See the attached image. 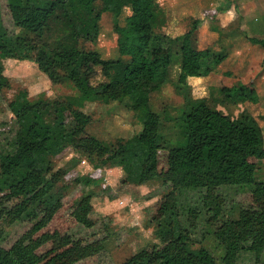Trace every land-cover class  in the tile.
Here are the masks:
<instances>
[{
	"label": "trees",
	"instance_id": "1",
	"mask_svg": "<svg viewBox=\"0 0 264 264\" xmlns=\"http://www.w3.org/2000/svg\"><path fill=\"white\" fill-rule=\"evenodd\" d=\"M152 1L23 0L8 4L12 30L0 35L1 49L33 58L52 85L68 84L81 101L106 105L125 101L142 124L138 143L143 149L131 152L127 179L137 186L158 179L164 188L172 189L165 196L160 210L163 221L154 233L162 244L153 251L141 249L121 264L258 263L264 254V207L251 208L239 204L237 198L253 194L262 182L260 170L246 159L261 156V132L250 114L241 112L231 118L216 108L240 104L239 83L232 88H211L221 94V101L191 96L187 78L216 72L223 59L210 49L198 50L199 20L182 35L180 63L176 78L171 77L173 41L151 21L156 8ZM126 6L133 12L122 29L118 18ZM104 13L111 15L113 31L123 32L127 44L136 47L135 59H102L87 47L96 43V22ZM249 40L264 47V42ZM96 68L103 81L92 84ZM6 85V78L0 76V90ZM167 86L182 104L154 110L152 96ZM8 108L18 134L5 135L0 145V264H38L36 250L54 237L38 232L62 206L57 189L49 183L51 159L87 138L93 144L80 149L100 166L126 161L129 151L123 139L109 148L88 137L90 116L66 101L22 100L10 102ZM172 152L179 154L178 164L171 166L166 159L169 165L159 168L160 159ZM11 200H15L12 205L5 204ZM90 210L86 201L71 215L78 220ZM24 221L31 227L9 243L8 229ZM197 234L210 239L214 248L194 247L192 239ZM102 247L83 245L74 259L89 257Z\"/></svg>",
	"mask_w": 264,
	"mask_h": 264
},
{
	"label": "rangeland",
	"instance_id": "2",
	"mask_svg": "<svg viewBox=\"0 0 264 264\" xmlns=\"http://www.w3.org/2000/svg\"><path fill=\"white\" fill-rule=\"evenodd\" d=\"M152 2L156 8H153L150 14L151 21H154L157 31L170 36L173 49L177 53H179L182 35L191 27L194 20L202 22L196 32L197 45L201 50L214 47L216 50L221 48L227 51L231 46L230 37L249 39L252 38V33L264 31V20L254 21L250 18L264 11V6L259 5L263 2L262 0H153ZM22 3L23 0H0V35L4 31L10 33L12 30L8 4ZM213 9L216 10L214 16ZM126 10L133 12L131 7ZM87 15L92 16L93 13ZM249 18L248 23L246 19ZM118 24L122 29L126 27L125 10L118 19ZM221 24L225 26L221 27ZM96 26L99 31L98 39L95 44H88V48L96 50L102 59H129L130 57L135 59L136 47L127 44L128 37L123 32L113 31L110 14H102ZM211 26L221 28L218 31L219 35L210 30ZM175 57L171 76L173 79L176 78L178 70L177 57ZM221 57L223 58L222 53ZM249 70L253 77L248 78L247 82L244 81L245 83L238 82L240 86L236 90V95L241 101L240 104L225 107L217 105L216 108L231 118L237 117L241 112L250 114L261 132L263 139L261 156L251 155L246 159L255 163L260 170L262 182L253 194H241L237 198L239 204L261 209L264 207V110L262 108L264 104L260 105L259 100L263 99L260 96L263 94L264 87L261 91L259 90L260 92L257 91L259 89L257 79L260 80L263 70L258 71V74L254 72L253 66ZM96 72L91 81L92 84L103 81L99 68H96ZM212 73L218 74L221 81L212 80L214 84L211 86L206 79L207 82L198 86H190L193 98L222 100L221 94L211 88L219 90L224 87L225 75L218 70L211 71L203 77ZM0 76L7 80L5 88L0 90V145L5 135L18 134L15 119L8 108L10 102L38 99L49 102L59 99L90 116L91 121L86 129L88 137L109 148L117 139H123L129 151L124 158L126 161L100 166L80 149L87 144H93V141L87 138L84 141L82 139L77 141L73 147L67 148L59 156L51 159L53 175L51 174L49 183L57 189L62 206L47 226L38 232V235L41 233L54 235L53 239L36 250L38 264H121L141 249L153 251L160 246L162 243L157 240L154 233L163 221L160 214L161 206L166 194L172 188H164L161 180L158 179L138 186L128 181L127 162L130 160V154L141 151L143 148L138 143L142 124L135 114L126 108L125 101L107 105L81 101L75 97L74 91L68 84L52 85L38 70L33 58H22L5 53L1 49V42ZM180 104L182 99L175 95L171 86L163 88L151 98L152 108L157 111L164 106L176 107ZM66 123L69 125V117ZM193 144L191 142V145ZM166 156L160 159L159 168L178 164L179 154L172 152L169 157L167 156L168 158ZM166 159L169 164L166 163ZM86 201L91 207L89 214L84 218L75 219L71 211ZM14 202L15 200H11L5 204L10 206ZM30 227L31 223L26 221L10 227L8 242L11 243L20 237ZM68 239L71 242L63 244ZM89 243L102 244L103 247L91 256L75 261L76 250ZM192 243L194 247L204 245L214 248L212 241L201 234L195 235ZM251 264H264V254L260 262Z\"/></svg>",
	"mask_w": 264,
	"mask_h": 264
},
{
	"label": "crops",
	"instance_id": "3",
	"mask_svg": "<svg viewBox=\"0 0 264 264\" xmlns=\"http://www.w3.org/2000/svg\"><path fill=\"white\" fill-rule=\"evenodd\" d=\"M263 4H259L261 6H264V0H262ZM129 6L124 7V9L122 10L120 16L122 15V13L125 10V13L127 14V17H129L132 13L129 10ZM213 16L216 14V10L213 9L212 11ZM211 14V12H210ZM120 16L118 19H120ZM252 18L254 21H263L264 20V11L262 13H258ZM250 18L246 19V22H250ZM251 19V20H252ZM202 22H200L201 25ZM120 24V23H119ZM120 26V25H119ZM225 26L223 24H221V27ZM221 28L219 26H211L210 30L213 33H216L219 35V30ZM263 30V29H262ZM250 31V29H249ZM251 32V31H250ZM252 33V32H251ZM252 38L257 39L258 41L264 42V31H256L255 33H252ZM251 37V36H250ZM213 38V37H212ZM229 39H231L229 41L230 43V48L227 51H223V49L219 48L218 50H216L214 47H209L208 49L214 51L215 53H222L223 55V59L222 61L219 63V65L217 66V71L219 70L221 74H224V84L223 86L226 88H232L234 86H236V84L238 82H247L248 78L251 79L253 76L250 75L251 71L249 70V68L251 66L254 67V72L258 74V71H260L261 69L263 70V74L260 75V80H258L257 82V87L259 88L257 91H261V89L264 87V47L262 44L260 43H256L253 44L250 42V38H242V37H230ZM197 43H198V37H197ZM261 47V48H260ZM198 48V45H197ZM198 50L202 51L201 49L198 48ZM206 50V48H205ZM172 57L174 60V56L177 57V66L180 63V53H177L175 51H173L172 53ZM177 54V55H176ZM175 57V58H176ZM218 74H210L207 77H203V76H189L187 78V82L189 86H198V84H202L204 82H207L206 79H208V85H213L212 82H220V77L218 76ZM229 76V77H228ZM231 76V77H230ZM243 78V80L241 79ZM213 80V81H212ZM245 81V82H244ZM263 82V84H262ZM259 91V92H260ZM263 94L260 96V94L258 95V97L260 96V98L262 97V100H259V102L261 103L260 105L264 104V91L262 92ZM260 107V106H259ZM264 110V106L262 107ZM59 156V155H58Z\"/></svg>",
	"mask_w": 264,
	"mask_h": 264
}]
</instances>
